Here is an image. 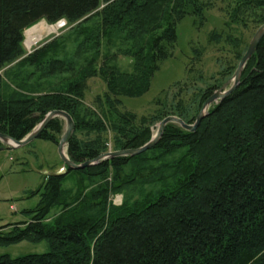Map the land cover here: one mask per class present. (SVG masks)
Returning a JSON list of instances; mask_svg holds the SVG:
<instances>
[{"label":"trees","instance_id":"obj_1","mask_svg":"<svg viewBox=\"0 0 264 264\" xmlns=\"http://www.w3.org/2000/svg\"><path fill=\"white\" fill-rule=\"evenodd\" d=\"M218 2L227 25L264 24V0H0V133L21 141L47 114L65 111L76 125L67 153L79 165L109 151V131L114 151H121L146 145L151 126L168 116L193 123L216 86L169 109L159 100L163 108L153 118L122 111V98L145 95L173 55L178 22L191 15L202 25ZM61 20L70 33L23 59L26 79L35 81L8 85L6 68L26 53L25 32ZM221 36L213 33L210 41ZM120 56L131 60L132 72L119 67ZM99 76L107 91L91 108L85 93ZM58 77V83L49 81ZM63 129L55 118L38 139L58 144ZM73 175L80 179L75 192L64 187ZM86 182L97 186L87 189ZM127 188H141L140 199L131 202L130 195L111 205V193ZM39 193L35 210L26 212L30 222L0 232V247L46 242L49 252L4 255L0 264H264V38L236 90L209 110L197 131L170 123L153 149L50 174L31 197ZM56 207L62 214L45 222Z\"/></svg>","mask_w":264,"mask_h":264},{"label":"rangeland","instance_id":"obj_2","mask_svg":"<svg viewBox=\"0 0 264 264\" xmlns=\"http://www.w3.org/2000/svg\"><path fill=\"white\" fill-rule=\"evenodd\" d=\"M103 6L104 3L102 2L100 9ZM225 9V5L221 2L216 3L212 8H208L202 25L191 15L178 22V40L173 55L164 61L160 69L155 73L151 87L145 95L136 98H122V111L132 112L138 116V119L144 116L153 118L163 108L158 104L159 100L166 102L168 109L171 105L177 104L179 100H183L185 104H188L195 98L200 89L216 86L215 92L230 81L246 52L243 53L241 59H238L239 54L244 52L246 47L248 49L257 28L250 26L245 29L237 25H227L230 18ZM61 22H66V20H61L57 24ZM41 23L49 26L57 25L48 24L46 21H41L38 24ZM69 33L70 27H67L66 22V25L59 28L56 32L44 33L34 46L28 47L25 38V56L6 68L10 69L11 73V77L7 81L8 85L11 83L21 85L24 82H28V85L32 84L36 78L32 79L31 82L26 79V68L23 67V59L45 44L58 37L67 36ZM213 33L222 35L221 40L211 42L210 36ZM234 38L240 39L241 44L238 46L232 45L230 42ZM67 49L71 53L75 49V44L70 41ZM196 49L202 52L200 56H196ZM118 65L125 72L133 71L129 58L120 56ZM231 67H235L233 74L231 76L230 74H224ZM59 79L61 78H50L49 81L58 83L61 81ZM14 89L15 86L12 84L9 91ZM106 91V83L100 76L90 79L85 93V104L88 107L95 108L97 97L104 95ZM60 119L63 121L64 129L59 141L66 131V121L62 118ZM195 121L190 124H194ZM160 123L159 121L151 126L152 138L156 135ZM107 137L108 152H115L114 135L109 131ZM58 144L36 139L26 147L11 150L0 141V147L5 148L0 151V173H10L0 181V232L6 233L16 227H25L24 223L30 222V216L26 212L35 210L40 200V193L31 197L32 192L41 190L48 175L66 173L67 167L59 155ZM174 158H176V155ZM79 180L75 175L70 176L64 182L65 189L72 192L77 191ZM85 186H87V189H92L97 185L95 182L92 184L86 182ZM149 187L147 189H150ZM141 193V188H127L123 193H111L109 201L111 205L119 206L130 195L133 197L131 202L140 199ZM62 212L63 208H54L47 216L45 222H53ZM47 252H49V247L46 242L31 243L24 241L8 247H0V257L9 255L12 258H17L29 254H45Z\"/></svg>","mask_w":264,"mask_h":264},{"label":"water","instance_id":"obj_3","mask_svg":"<svg viewBox=\"0 0 264 264\" xmlns=\"http://www.w3.org/2000/svg\"><path fill=\"white\" fill-rule=\"evenodd\" d=\"M264 38V24L260 26L255 35L253 36L249 47L243 56L242 60L240 61L232 79L228 81L225 85L220 87L217 91H215L203 104L197 119L194 124H188L184 120H182L179 117L176 116H169L161 121V123L158 126V130L156 135L151 139L150 142H148L146 145L137 148V149H129V150H121V151H115V152H108L105 154L100 155L94 160H89L83 164H75L67 155L66 148L68 143L70 142L71 138L73 137V134L75 132V122L71 115H69L65 111L56 110L52 111L49 114L45 116V118L42 120V122L30 133L26 138H24L21 141L15 140L9 135L0 133V141L7 145L8 149H19L28 146L33 141L38 139L40 134L47 128L48 124L55 118H62L66 121V131L61 136V139L58 144V152L61 157L62 162L65 164L69 170H82L91 166H94L102 161L118 158V157H134L141 155L151 149H153L158 142L161 140L165 127L170 124H178L181 126L184 130L189 132H195L201 125V122L204 120V118L209 114V110L214 106L219 104L222 100H224L227 96H229L232 92L236 90L238 87L243 71L249 62V60L252 58V56L256 53L261 41ZM5 148L0 147V151H3Z\"/></svg>","mask_w":264,"mask_h":264},{"label":"bare ground","instance_id":"obj_4","mask_svg":"<svg viewBox=\"0 0 264 264\" xmlns=\"http://www.w3.org/2000/svg\"><path fill=\"white\" fill-rule=\"evenodd\" d=\"M61 23L56 26H49L45 23H41L28 29L25 32L26 45L28 47L34 46L41 39L44 33L50 34L56 32L61 27Z\"/></svg>","mask_w":264,"mask_h":264},{"label":"crops","instance_id":"obj_5","mask_svg":"<svg viewBox=\"0 0 264 264\" xmlns=\"http://www.w3.org/2000/svg\"><path fill=\"white\" fill-rule=\"evenodd\" d=\"M10 173H8V174H4V173H0V181L6 176V175H9ZM11 174H14V173H11ZM13 208V207H12ZM11 208V209H12Z\"/></svg>","mask_w":264,"mask_h":264},{"label":"built area","instance_id":"obj_6","mask_svg":"<svg viewBox=\"0 0 264 264\" xmlns=\"http://www.w3.org/2000/svg\"><path fill=\"white\" fill-rule=\"evenodd\" d=\"M66 25V22L61 23V27H64Z\"/></svg>","mask_w":264,"mask_h":264}]
</instances>
